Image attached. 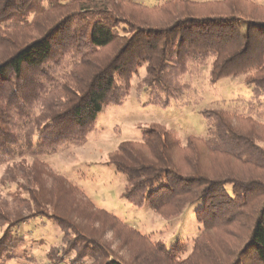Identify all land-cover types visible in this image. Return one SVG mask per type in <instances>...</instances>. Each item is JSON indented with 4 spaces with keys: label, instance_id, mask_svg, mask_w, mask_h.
<instances>
[{
    "label": "trees",
    "instance_id": "16d2710c",
    "mask_svg": "<svg viewBox=\"0 0 264 264\" xmlns=\"http://www.w3.org/2000/svg\"><path fill=\"white\" fill-rule=\"evenodd\" d=\"M138 68V86L161 107L191 96L204 70L210 85L242 75L252 90L243 109H200L204 136L184 142L154 123L109 154L133 205L167 218L195 207L204 229L184 259L180 243L84 212L66 177L46 185L38 160L84 145L100 113L127 99ZM262 94L264 0H0V264H264ZM38 218L60 234L47 261L32 229L21 230ZM111 227L124 252L105 238Z\"/></svg>",
    "mask_w": 264,
    "mask_h": 264
},
{
    "label": "rangeland",
    "instance_id": "374dc122",
    "mask_svg": "<svg viewBox=\"0 0 264 264\" xmlns=\"http://www.w3.org/2000/svg\"><path fill=\"white\" fill-rule=\"evenodd\" d=\"M136 1L153 6L165 0ZM144 74L145 69L138 68V74L130 79L131 91L127 99L122 104L107 106L100 113L96 130L88 135L84 145L63 146L56 153L39 156L38 160L47 186H51L53 176L63 175L68 181L67 185L79 191L81 198L77 207L92 215L94 213V216L103 210L109 212L119 222L115 223L117 228H122V233L129 229L124 225L127 224L152 242H163L167 246L180 243L183 250L179 256L184 259L204 229V224L196 217L195 207L189 206L180 216L167 218L149 203L141 207L133 205L121 195L125 177L109 162V154L124 140L140 139L141 127L154 123L177 129L184 142L192 134L204 136L207 124L200 109L206 106L243 109L244 99L250 97L252 90L243 82L242 75L224 77L215 85H210L204 70L202 75L194 79L191 96L183 101L174 100L168 107H161L149 103L147 90L138 86ZM261 99L264 102V94ZM237 101L240 104L237 105ZM5 167L0 166V183ZM73 192L78 196L75 190ZM114 227L107 228L105 238L112 242L113 247L119 248L121 236L113 230ZM27 229L33 231V234L28 235V240L33 244L34 253L42 261H47L49 245L59 239L57 227L38 218L21 226L22 231ZM124 251L125 247L120 249V252Z\"/></svg>",
    "mask_w": 264,
    "mask_h": 264
}]
</instances>
